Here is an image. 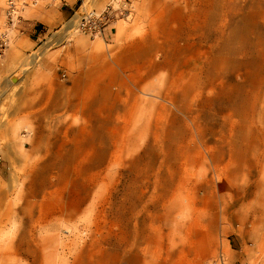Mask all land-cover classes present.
<instances>
[{
    "label": "rangeland",
    "instance_id": "rangeland-1",
    "mask_svg": "<svg viewBox=\"0 0 264 264\" xmlns=\"http://www.w3.org/2000/svg\"><path fill=\"white\" fill-rule=\"evenodd\" d=\"M80 5L0 56V264H264V0Z\"/></svg>",
    "mask_w": 264,
    "mask_h": 264
},
{
    "label": "crops",
    "instance_id": "crops-1",
    "mask_svg": "<svg viewBox=\"0 0 264 264\" xmlns=\"http://www.w3.org/2000/svg\"><path fill=\"white\" fill-rule=\"evenodd\" d=\"M82 1L83 0H42L36 6L25 9L22 13L23 20L16 30L20 33L18 40L24 41L26 47H15L13 50H8L7 53L28 55L32 50H38L44 37L49 32L58 28L60 23L70 20L75 14L76 9L81 7L80 4ZM4 9L0 11V15H3V17ZM115 24L116 23L113 22L108 25L106 31L103 33L104 36L111 33V29L115 28ZM107 29H109L108 32ZM177 51L178 50H176L175 54H177ZM173 60H175L174 56H166L161 66L165 67L172 65L171 62H173Z\"/></svg>",
    "mask_w": 264,
    "mask_h": 264
},
{
    "label": "built area",
    "instance_id": "built-area-1",
    "mask_svg": "<svg viewBox=\"0 0 264 264\" xmlns=\"http://www.w3.org/2000/svg\"><path fill=\"white\" fill-rule=\"evenodd\" d=\"M42 0H6L4 9V22L0 28V56L9 47L12 33L16 30L22 20V13L27 8L36 6ZM113 10L107 6L99 14H88L82 12L76 20L77 30L90 38L102 36L104 27L110 20ZM210 264H227L222 254H219Z\"/></svg>",
    "mask_w": 264,
    "mask_h": 264
},
{
    "label": "bare ground",
    "instance_id": "bare-ground-1",
    "mask_svg": "<svg viewBox=\"0 0 264 264\" xmlns=\"http://www.w3.org/2000/svg\"><path fill=\"white\" fill-rule=\"evenodd\" d=\"M82 11H83V10H82ZM84 11H85V10H84ZM77 15H78V14H77ZM77 17H78V16H77ZM76 20H77V19H76ZM76 20H75V21H76ZM72 21H73V22H72ZM70 22L73 23V25L75 24V23H74V19L71 20ZM71 23H68V25H67L68 29H71V27H72V24H71ZM179 52H180V51L178 50L177 53H179ZM34 57H36V56H34ZM34 57H33V60L36 59V58H34ZM31 58H32V57H31ZM223 59H224V58H223ZM219 63H222V62H219ZM29 66H30V65H29ZM18 71H19V70H18ZM143 93H144V92H143Z\"/></svg>",
    "mask_w": 264,
    "mask_h": 264
}]
</instances>
